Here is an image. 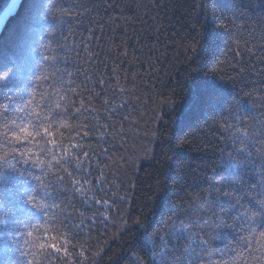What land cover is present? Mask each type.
<instances>
[{
    "label": "trees",
    "instance_id": "trees-1",
    "mask_svg": "<svg viewBox=\"0 0 264 264\" xmlns=\"http://www.w3.org/2000/svg\"><path fill=\"white\" fill-rule=\"evenodd\" d=\"M9 2L0 0V11ZM32 2L4 28L0 62L14 54ZM55 3L71 9L72 20L50 21L62 47L41 52L58 57L61 74L72 73L65 80L83 105L74 123L88 133L85 165L100 179L86 202L69 194L58 203L81 225L86 264H152V251L173 239V219L191 217L198 228L210 215L209 178L221 155L241 146L240 133L254 157L264 155V0ZM13 87L0 83V103ZM24 179L31 180L11 169L0 175V211L15 207ZM198 196L200 211H190ZM20 216L6 218L0 237ZM232 236L221 233L218 245ZM9 255L0 247V264Z\"/></svg>",
    "mask_w": 264,
    "mask_h": 264
},
{
    "label": "snow or ice",
    "instance_id": "snow-or-ice-1",
    "mask_svg": "<svg viewBox=\"0 0 264 264\" xmlns=\"http://www.w3.org/2000/svg\"><path fill=\"white\" fill-rule=\"evenodd\" d=\"M21 3L10 0L0 11V27L7 26ZM70 14L71 9L55 0H33L14 54L0 62V83L14 85L9 89L12 94H5L7 103H0V175L11 169L36 181L22 180L15 207L0 211L4 228L10 214H21L12 231L3 234L6 238L0 237V247L10 254L5 264H86L88 260V249L78 242L81 225L58 200L71 194L86 202L91 199V185L100 186V179H90L91 165H85L90 158L81 141L88 133L81 131L85 126L74 123L83 105L77 106V93L68 87L73 81L65 80L72 73L61 74L58 57L41 52L55 53L52 43L62 47L50 21L64 23L67 15L71 22ZM35 53H40L38 59ZM247 136L240 133L241 146L221 155L212 170L203 198L210 215L198 228L191 217L173 219L169 233L173 239L152 251V264H264V155L258 150V157L253 156ZM21 163L29 167L18 169ZM248 175L254 179H247ZM200 200L198 196L190 202L189 210L200 211ZM4 207L0 204V210ZM225 232L233 236L220 247L217 241Z\"/></svg>",
    "mask_w": 264,
    "mask_h": 264
},
{
    "label": "water",
    "instance_id": "water-1",
    "mask_svg": "<svg viewBox=\"0 0 264 264\" xmlns=\"http://www.w3.org/2000/svg\"><path fill=\"white\" fill-rule=\"evenodd\" d=\"M23 1H24V0H22V2H23ZM18 2H21V0H18ZM21 4H22V3H21ZM19 9H20V7H19ZM19 9L16 11V13H15L14 15L11 16V18L8 20V22H9L13 17H15V15L18 13ZM8 22H7V23H8ZM4 28H5V27H0V36H1V34H2L3 30H4Z\"/></svg>",
    "mask_w": 264,
    "mask_h": 264
}]
</instances>
